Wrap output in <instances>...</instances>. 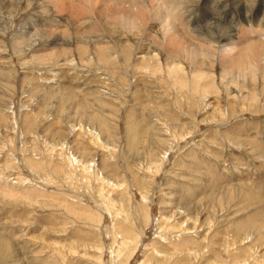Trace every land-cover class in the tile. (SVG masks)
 Segmentation results:
<instances>
[{
    "label": "rangeland",
    "instance_id": "1",
    "mask_svg": "<svg viewBox=\"0 0 264 264\" xmlns=\"http://www.w3.org/2000/svg\"><path fill=\"white\" fill-rule=\"evenodd\" d=\"M162 1L199 46L264 30V0ZM47 2L0 0V264H264V227L247 225L264 218V82L226 88L203 65L204 93L189 64L176 78L126 33L70 35L91 14L68 0L52 21Z\"/></svg>",
    "mask_w": 264,
    "mask_h": 264
},
{
    "label": "bare ground",
    "instance_id": "2",
    "mask_svg": "<svg viewBox=\"0 0 264 264\" xmlns=\"http://www.w3.org/2000/svg\"><path fill=\"white\" fill-rule=\"evenodd\" d=\"M30 1L32 2V0ZM162 2V0H148V2L146 0H130L128 4H125V0H73L75 11H77L79 6L91 14V16L86 17V20L91 21V25L88 28L82 29V26L80 27L76 24L74 27H71V33L69 34L74 36L84 34L88 36L93 34V31L97 30L100 26L113 36H122L121 34L126 33L132 38L134 37L138 42H146L149 48L154 47L157 52L160 50L163 51V54L165 55L164 66L168 72L174 73L176 78L180 76V73L182 75V73L186 71L187 68L185 64H189L191 66L190 71L193 74V80L191 79V82L195 83V86L198 87L199 81L204 80V84L199 85L202 87L204 93L209 92L208 89L211 85L207 77L209 74L205 72L202 67L203 65L209 66V68L214 71L215 63H219L222 67L221 80L224 84L223 86H226V88L230 85L239 84V80L255 82L256 79L258 80V78H260L261 81L264 82V30L256 31L257 34L259 33L258 39H249L248 37L250 33L243 31L242 33H238L235 38L226 36L221 41L215 40L216 45H213L212 47L209 45L210 48L199 46L186 40V35H191L193 31L190 29V32H188V28H186L188 23L184 22L182 19L183 17L180 16L182 15L178 11L181 5L180 1H177L175 5H172V3L170 5L168 2L166 4L165 2L166 5L164 4V6ZM47 3L48 6L44 7L46 12H49L48 14L53 16L52 21L57 22L59 15L56 16L52 13L57 9V12L61 14L67 7L68 0H48ZM57 12L55 14H57ZM77 15L85 16L80 13ZM62 17L63 16H60V18ZM69 20L72 21V19L67 18V21ZM64 23L65 22H63V25ZM57 25L59 26V24ZM31 29L36 31V26L32 25L29 31ZM41 32L44 35H47V33H45L46 31ZM43 34H40L38 31L37 35L43 36ZM65 35V31L61 34L54 35L52 39L50 38L52 41L47 45H62L60 41ZM201 37L205 39L208 38L204 35H201ZM49 49L50 48H47V50ZM78 49L84 52L85 46L81 45ZM92 50L95 53L100 54V51L93 47ZM133 50L135 51V54L139 55L138 58L132 60L134 67H140L143 65L141 61H144V64L147 65L146 67L152 65L155 60V57L152 55V50H149L148 48ZM64 53V48H61L57 51L54 50L53 53L50 52L49 56L56 61L59 58L61 61H68L66 58L63 59ZM35 54H37V52H35ZM44 54H37V56L39 57L40 55L43 58L48 56H43ZM130 57L133 58L132 55H130ZM80 60L83 62L85 61V58L81 57ZM69 62L70 61L67 63ZM62 63L64 64V62ZM104 63L106 64V62ZM143 69H145V67ZM55 92L59 99L63 97L62 99L65 101L73 99L76 96L75 90L70 85H65L64 83L57 85ZM247 225H253L257 230H261L264 227V218H261L259 221L248 222ZM242 226H244V228L246 227L244 224H239L236 231H240ZM242 229L243 228H241V230Z\"/></svg>",
    "mask_w": 264,
    "mask_h": 264
}]
</instances>
